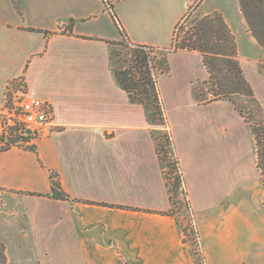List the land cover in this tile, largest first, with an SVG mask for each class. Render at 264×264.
Wrapping results in <instances>:
<instances>
[{"label":"crops","instance_id":"0c3cea01","mask_svg":"<svg viewBox=\"0 0 264 264\" xmlns=\"http://www.w3.org/2000/svg\"><path fill=\"white\" fill-rule=\"evenodd\" d=\"M107 1L130 42L159 49L174 46L189 4ZM222 2L204 0L201 14L221 10ZM229 12L238 16L237 26ZM229 12L241 66L255 90L264 77L247 51L259 55L261 48L241 34L240 14ZM119 40L104 0H0V109L9 86L21 84L52 105L55 124L31 137L36 153L19 146L3 151L0 139L5 264H264L256 148L230 102L196 100L195 86L209 77L202 54L171 51L170 71L158 79L199 231V258L170 214L145 109L130 101L111 72L107 42ZM52 173L69 200L49 197Z\"/></svg>","mask_w":264,"mask_h":264},{"label":"trees","instance_id":"16d2710c","mask_svg":"<svg viewBox=\"0 0 264 264\" xmlns=\"http://www.w3.org/2000/svg\"><path fill=\"white\" fill-rule=\"evenodd\" d=\"M239 3L249 30L264 50V0H239ZM111 14L121 33V40L107 42L111 72L119 87L128 94L130 101L142 105L145 109L169 192L170 214L176 217L177 223L175 210L181 203L179 196L183 197V202L189 211L191 204L187 191L183 189V176L167 129L158 87L159 77L170 71L168 57L171 51L186 49L202 54L209 77L195 86V98L201 105L227 101L234 106L250 131L256 148L257 167L264 184V109L245 76L238 57L235 37L223 16L216 13L202 18L198 21L195 32L180 44H175L176 29L174 48L159 49L130 42L115 13L112 11ZM258 68L264 77V59L259 62ZM0 139L3 142V137ZM30 140L31 135L15 136L11 133L2 150L7 151L21 141L26 143ZM23 147L36 153L34 145ZM170 155L175 157L173 167L165 162ZM168 169L175 170V174L173 171L168 172ZM49 197L58 200L70 199V196L64 192L57 173L51 175ZM6 259L5 246L0 243V264H4Z\"/></svg>","mask_w":264,"mask_h":264},{"label":"built area","instance_id":"2783aa9c","mask_svg":"<svg viewBox=\"0 0 264 264\" xmlns=\"http://www.w3.org/2000/svg\"><path fill=\"white\" fill-rule=\"evenodd\" d=\"M106 8L109 12L113 11L112 5L105 0ZM176 44V41H175ZM1 121L3 125V145H6L10 136V129H16L20 136L39 134L41 132H48L54 130V112L52 105L49 102L29 96L25 92L24 86L15 84L9 86L7 89V97L5 105L0 109ZM28 130L31 133L28 134ZM43 130V131H41ZM31 145V141L24 143L21 141L16 146L23 147ZM24 148V147H23ZM183 189L186 190L184 182ZM192 217V225L196 235V241L199 249L200 236L197 229L192 208H190Z\"/></svg>","mask_w":264,"mask_h":264},{"label":"rangeland","instance_id":"374dc122","mask_svg":"<svg viewBox=\"0 0 264 264\" xmlns=\"http://www.w3.org/2000/svg\"><path fill=\"white\" fill-rule=\"evenodd\" d=\"M203 1L204 0H189L187 12H186L185 16L181 19V21L179 22V24L177 25V28H176L177 29L176 30V37H177V43L176 44H178V43L180 44L181 42H183V40H185L186 38H189L195 32V28H196V26L198 24V21L201 20L202 18L206 17V16L201 14V9H200V6H201ZM236 1L237 0H224V2H222L221 5L219 4L220 7H222L221 10H217V11H215L214 13H212L210 15H215L216 13L221 14L223 16L224 20L227 22V20L225 18V14L228 15L229 11L234 10L235 13L237 12V13L240 14V17L244 21V26H242L241 34L245 33V35H248L249 37H252L253 35H252L251 31L248 28V25H247L246 20H245L243 14L241 12L240 7H239V12L237 10V2ZM238 4L240 6L239 0H238ZM210 15H208V16H210ZM228 18L233 20V21L235 20V24H234L235 26L238 25L239 19H238L237 15L232 14L231 12H229V17ZM231 31H232V29H231ZM233 36L235 37V40H236L237 38H236L235 34H233ZM236 43H237V41H236ZM237 48H238V44H237ZM260 48H261V53L259 55L257 54V51L256 52L255 51H251L250 49L247 51L251 55L252 58L255 59V57H256V59H258L257 66H258L259 62L262 59H264V50H263L262 47H260ZM238 57H239V60H240L239 49H238ZM240 62H241V60H240ZM254 86H255V90L257 91V94H258L259 98L263 102L262 103L259 100L260 103L263 106V109H264V83L263 82H259V79L257 78V81L254 84ZM11 133H13L15 136H20V134H18L16 129H14V128L10 129V134ZM165 162L167 163V165L171 164L172 167H173V162L175 163V157L170 155L166 159ZM170 171H173V170L168 169V172H170ZM173 172L175 174V170ZM174 174H173V176H174ZM182 198H183L182 196H179V200H181V203L178 205L177 209L175 210L176 216H177V219H178V223H179V226L181 227V229L184 231L185 235L187 234L186 238H187V241L189 242L190 246L192 247L193 252L199 258H201L200 249H199L198 243L196 241V235H195V231H194L193 225H192L191 213H190L189 210H187L186 205L183 202Z\"/></svg>","mask_w":264,"mask_h":264},{"label":"water","instance_id":"95a60500","mask_svg":"<svg viewBox=\"0 0 264 264\" xmlns=\"http://www.w3.org/2000/svg\"><path fill=\"white\" fill-rule=\"evenodd\" d=\"M31 133V130H28V134H30Z\"/></svg>","mask_w":264,"mask_h":264}]
</instances>
